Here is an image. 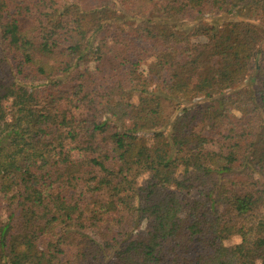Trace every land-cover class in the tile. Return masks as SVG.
I'll list each match as a JSON object with an SVG mask.
<instances>
[{
	"label": "trees",
	"instance_id": "16d2710c",
	"mask_svg": "<svg viewBox=\"0 0 264 264\" xmlns=\"http://www.w3.org/2000/svg\"><path fill=\"white\" fill-rule=\"evenodd\" d=\"M0 264H264V0H0Z\"/></svg>",
	"mask_w": 264,
	"mask_h": 264
},
{
	"label": "rangeland",
	"instance_id": "374dc122",
	"mask_svg": "<svg viewBox=\"0 0 264 264\" xmlns=\"http://www.w3.org/2000/svg\"><path fill=\"white\" fill-rule=\"evenodd\" d=\"M203 20L213 23V24H218V25H223L226 22L230 21H235V20H241L245 22H249L250 24L257 23L258 18L255 12L248 11V12H238L235 14L231 15H226V14H220V15H215V16H208L204 17ZM47 49H51L52 45L48 43L45 45ZM132 101L135 103L136 100V95L132 99ZM209 147L216 148V144H210ZM179 175L181 173L179 172ZM146 180V175H141V177L138 178L137 182L139 184H143ZM103 178L101 176H94L92 178H89L85 181V186L88 188H96L99 186L100 183H102ZM195 194L194 193H181V198L183 201V204L185 205V208H188L190 202L194 199ZM143 230V229H141ZM142 232V231H141ZM227 232L229 233V237L224 240V244L227 246L234 245L236 243H239L242 237V233L239 230V228L236 225H230L227 228ZM139 246L141 247L142 250L147 251V244L146 243H140Z\"/></svg>",
	"mask_w": 264,
	"mask_h": 264
}]
</instances>
